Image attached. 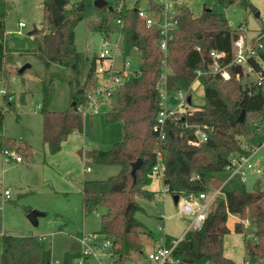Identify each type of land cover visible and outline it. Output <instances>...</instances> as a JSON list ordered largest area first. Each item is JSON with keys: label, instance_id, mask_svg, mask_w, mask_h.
I'll return each instance as SVG.
<instances>
[{"label": "trees", "instance_id": "1", "mask_svg": "<svg viewBox=\"0 0 264 264\" xmlns=\"http://www.w3.org/2000/svg\"><path fill=\"white\" fill-rule=\"evenodd\" d=\"M124 1V0H123ZM69 0H43L42 27L30 33L33 37V55L45 64L56 62L74 70V79L69 80L70 99L66 110L48 108L54 93L53 80H43L40 113L42 116V138L51 153L60 150L61 143L72 132H82L84 116L79 107L85 104L90 87L97 85V58L88 61L82 83L79 81L81 54L74 43V28L84 14L85 3L80 0L74 9H68ZM139 0L133 6L122 5L117 15L115 7L105 6V18L100 20L98 30L109 31V22L118 16L123 21L124 54L136 48L140 53V64L122 83L112 88L108 97L107 121H121L124 135L109 149H91L82 154L95 162L117 164L120 170L106 179H84L82 183V207L84 213L102 208L99 239L109 238L112 245L109 254L114 261L125 262L132 254L139 255L142 246L143 224L135 217L141 210L136 197L152 199L154 191L148 189L152 181V167L159 152L164 164L163 184L172 196L183 194H211L220 188L210 203L207 215L199 229L187 230L177 242L174 254L179 264H235L223 254L225 234L234 232L244 235V261L246 264H264V190H247L243 182L231 179L226 184L220 177L232 155L251 154L252 148L241 143L242 135H252L249 123L264 114V86L255 81L241 83L234 76L223 79L205 72L198 77L203 90L204 102L192 103L190 86L196 78V70H207L212 62V49L225 51L226 61L232 58V40L236 29L227 18L213 10H204L193 16L185 5L181 7L179 24L171 34L167 85L171 89L188 90L185 111L164 124L165 136L159 139L155 129L156 117L161 109V98L157 86L162 72V54L157 46L159 36L156 27H147L137 15ZM241 2L252 11L255 7L247 0ZM109 5V4H108ZM117 6V4L115 5ZM146 10L160 9L156 0H146ZM11 9L10 0H0V77L6 82L10 69L6 62L13 59V52L4 40V20ZM140 25V27H138ZM254 70L264 65V52L259 59H249ZM74 65V67H73ZM234 68L230 71L234 73ZM19 72V70H18ZM23 72V71H22ZM19 72V73H22ZM2 74V75H1ZM4 105H10L6 101ZM244 110L243 119H238ZM3 107L0 109V131H3ZM206 134V140L193 144L196 130ZM11 150L30 157V147L21 141L0 135V152ZM22 158V156H21ZM140 159L134 176L133 163ZM23 160V158H22ZM215 202L214 208L211 205ZM248 214V215H247ZM237 215L239 220L230 228L228 220ZM255 227L249 233L244 222ZM252 230V229H251ZM252 234V237H249ZM0 264H46L51 263V250L44 247V237L38 235L2 234ZM173 237L165 236L171 244ZM78 250L66 256L63 264H71V258L80 257Z\"/></svg>", "mask_w": 264, "mask_h": 264}, {"label": "rangeland", "instance_id": "2", "mask_svg": "<svg viewBox=\"0 0 264 264\" xmlns=\"http://www.w3.org/2000/svg\"><path fill=\"white\" fill-rule=\"evenodd\" d=\"M79 1L69 0L67 8L74 9ZM106 1L116 7V4L133 6L137 0ZM145 1L139 0V6L142 7ZM247 1L255 7V12L258 11L260 16H264V0ZM42 2L43 0H10L11 9L4 20V40L7 47L13 51L24 52L22 54L13 52L12 62L7 61L5 65V68L10 69L7 81L0 77V109L4 107L3 135L8 139L26 143L30 147L31 155L27 158L23 153H17L22 156L23 161L16 162L7 153L0 152V196L4 189L10 191V197L0 202V236L2 233L43 236L44 247L51 250L50 264H63L67 255L78 250L75 239L77 235H85L86 240L90 241L88 235L101 230L103 209L90 213L83 212L81 192L83 180L106 179L116 175L120 170L117 164L95 162L82 152L91 149L107 150L115 142L122 140L124 131L121 121L106 120L105 112L108 105L103 101L96 108L86 107L83 111V131L69 134L61 143L59 151L51 153L44 144L40 113L42 82L53 80L54 93L48 108L56 111L66 110L71 103L68 81L74 79V70L56 62L45 66L38 56L29 52L33 48L31 31L42 27L44 17ZM84 3V14L74 28L75 47L81 54L79 63L81 83L88 61L97 58L105 37V33L98 30L100 20L105 18V8H97L94 0H84ZM182 3L190 9L193 16L201 15L206 9L221 13L232 28L246 27L249 36L257 34L258 31L252 33L256 25H263L255 17V12L241 2L182 0ZM21 22L23 26L20 25ZM108 29L107 37L112 47L111 58L97 59L95 73L97 85L90 87L87 93L94 91L96 87L102 90L115 87L116 83L110 80L108 70L120 74L119 71L124 69L125 63L128 62L126 70H134L140 64V53L136 48L124 54V35L115 19L109 22ZM25 63H29L30 67L19 73V67ZM249 77L252 78V75ZM249 77H244L240 82L249 81ZM161 89L163 91V86ZM4 90L7 91L6 97L11 96L8 106L4 105ZM190 91L192 103L204 102L199 81L194 82ZM177 92V89L168 88L162 101L164 107L167 109L178 107ZM249 127L253 134L242 135L240 139L242 144L253 149L252 162L257 173L249 175L244 185L247 190L256 188L264 190V114H259L258 119L250 121ZM226 176L225 172L220 173L221 178L225 179ZM154 180L155 177L152 175L153 186ZM225 186L228 187L227 184ZM155 188V196L152 199L136 197L141 210L136 212L135 217L145 228V233L141 235L142 246L138 252L140 257L133 253L131 259L121 263L114 261L108 249L96 246L94 248L96 256H90L88 264H136L135 261L143 263L147 260L146 253L157 243H162L165 236H173L175 239L183 236L193 215L188 217L179 214V203L173 200L172 195L160 193L161 189H158L156 184ZM214 206L215 202L210 209L212 210ZM32 209L45 213L38 217L37 225H33L26 216ZM238 220L237 215H231L228 226L231 228ZM244 226L249 233L255 229L247 220ZM249 237H252V234H249ZM243 238V234L234 232L225 234L223 238V254L235 264H246ZM0 248L2 249L1 241ZM82 249L83 246L81 251ZM79 260L80 257L75 255L71 258V264H77Z\"/></svg>", "mask_w": 264, "mask_h": 264}, {"label": "built area", "instance_id": "3", "mask_svg": "<svg viewBox=\"0 0 264 264\" xmlns=\"http://www.w3.org/2000/svg\"><path fill=\"white\" fill-rule=\"evenodd\" d=\"M160 9L149 12L146 10V1L145 4L137 10L138 17L143 20L147 27H156L158 29V39L157 46L159 51L162 54L161 67L162 72L158 80L157 86L161 98V109L157 113L155 129L158 132L159 139H163L165 136L164 124L167 119H175L180 113L185 111L186 102L188 98V90L178 89L177 98H178V107L176 109H167L164 107L162 101L165 98L166 92L168 90L167 85V75H168V64L166 57L169 53V40L171 39V34L174 29L178 27L179 16L181 12V7L185 6L182 3V0H156ZM122 5H117L115 7L117 15L122 11ZM259 20L263 25L259 28L256 35L249 36L248 30L244 26H239L236 29V36L232 40V58L229 61H226L225 51H219L212 49L210 51V56L212 62L209 65L207 70H196V78L192 82L190 88L195 81H199L198 77L205 73L210 72L212 74L218 75V77L223 79H229L231 76H234L236 80L241 81L244 77H249L252 75V78L249 77V81H255L258 85L264 86V65L261 66L257 71L254 70L252 64L249 63V59H259L260 53L264 52V16H258ZM119 27L123 26V21L118 16L115 19ZM21 26L24 24L21 22ZM121 34V33H120ZM102 49L98 53L97 59H103L110 57L112 47L110 46V40L108 37L103 38ZM18 63V62H17ZM128 62L124 64V69L120 70V74L114 73L111 70H108L109 78L116 85L122 83L125 79L128 78V75L134 70H126ZM241 66V72L235 71V66ZM234 68V73L230 71V68ZM107 72V70H103ZM248 82V81H247ZM115 85V86H116ZM163 86V91L161 89ZM112 91V88H105L104 90L96 89L92 92L87 93V100L85 104L79 107V111L83 114V111L89 107H97L103 101L108 100V97ZM7 91L4 90L3 95ZM11 96L6 97V101L9 102ZM10 103V102H9ZM4 110V107H3ZM196 140L193 141V144H198L201 141L206 140V134L198 128L196 130ZM0 135H3V131H0ZM264 148V145H263ZM253 151V149H252ZM4 153H7L9 157L14 158L16 161H21L22 158L20 155H17L16 152L11 150H4ZM252 153V152H251ZM254 167L251 160V154L248 155H232L229 158L228 163L225 166V173L227 176L224 179L226 184L231 179H237L240 182H244L247 176V172ZM163 170L164 164L162 161V156L159 152L156 154V161L152 167V175L160 180L163 184ZM161 193H168V186L162 185ZM220 188L215 189L211 194L205 192H200L198 194H188L191 198L185 200H178L179 203V214L185 216H192L187 227L184 230V233L190 229H199L207 215V212L210 207V203L214 196L220 193ZM1 194V193H0ZM10 197V191L4 189L2 196H0V202L2 199H8ZM183 233V235H184ZM90 241L86 240L85 235H79L75 237L76 241L80 245V260L77 264H88V258L90 256H96L95 247L100 246L101 249H109L112 245V241L109 238L99 239L98 233H92L88 235ZM183 237V236H182ZM173 239L172 243L167 245L164 241L162 243H157L151 250L146 253L147 259L150 261V264H179L180 259L175 256L174 248L177 242L182 238ZM83 249L81 251V247ZM58 264V263H56ZM201 264H210V262H203Z\"/></svg>", "mask_w": 264, "mask_h": 264}, {"label": "water", "instance_id": "4", "mask_svg": "<svg viewBox=\"0 0 264 264\" xmlns=\"http://www.w3.org/2000/svg\"><path fill=\"white\" fill-rule=\"evenodd\" d=\"M94 5L97 7V8H103V7H105V6H108V9H113V6H111V5H108V2L106 1V0H94ZM207 10H209V9H207ZM255 16L256 17H258L259 16V12L258 11H256L255 12ZM36 30V28H34L32 31L34 32ZM31 31V32H32ZM28 67H30V64L29 63H25V64H23L21 67H19V72H22V71H24L26 68H28ZM73 67H74V65H73ZM235 71L236 72H241V66H239V65H237V66H235ZM189 98L190 97H188V100H189ZM71 105H75V101H72L71 102ZM243 116H244V110H242L241 111V113H240V115H239V117H238V119H240V120H242L243 119ZM140 159H137L134 163H133V168H132V171H131V173H132V175L134 176V172H135V169H136V167L138 166V164L140 163ZM172 198H173V200L177 203V201H178V199H179V196L178 195H174V196H172ZM43 215H45V213L44 212H41V211H39V210H35V209H32V210H30V211H28V213L26 214V216H27V218L29 219V221L33 224V225H37V223H38V217L39 216H43ZM46 264H50L49 262L48 263H46Z\"/></svg>", "mask_w": 264, "mask_h": 264}, {"label": "crops", "instance_id": "5", "mask_svg": "<svg viewBox=\"0 0 264 264\" xmlns=\"http://www.w3.org/2000/svg\"><path fill=\"white\" fill-rule=\"evenodd\" d=\"M256 17V16H255ZM258 19H259V17H257ZM261 26L260 25H256V27L255 28H253V30H252V33H254L255 31L257 32L258 30H259V28H260ZM14 159V158H13ZM15 160V159H14ZM251 160H252V153H251ZM16 161V160H15ZM23 160H21V161H16V162H22ZM253 165H254V162H253ZM258 171V170H257ZM254 172H256V170H255V166L252 168V169H250L248 172H247V176H246V179L248 178V176L249 175H251V174H254ZM257 173V172H256ZM246 179H245V181H246ZM155 184L157 185V188L158 189H161V187H162V182L160 181V180H158V179H156L155 178ZM245 181L243 182V183H245ZM155 184H154V186L152 185V183L151 184H149L148 185V189H150V190H152V191H154V193L156 192V188H155ZM161 193V192H160ZM183 196V197H182ZM181 197L183 198L182 200H185V199H188V198H191L188 194H183V195H181L180 197H179V199L178 200H180L181 199ZM177 203H178V201H177ZM3 234V233H2ZM2 234H1V236H2ZM0 236V241H1V247H2V237ZM77 236H79V235H77ZM76 236V237H77ZM170 237H173V236H170ZM174 238V237H173ZM175 239V238H174ZM1 249V248H0ZM1 251H2V249H1ZM0 254H1V252H0ZM139 257H140V255H138ZM137 256V257H138ZM146 256V255H145ZM146 259H147V257H146ZM148 260V259H147ZM147 260L146 261H143V263H140V261H135L136 262V264H150V261L148 260V262H147Z\"/></svg>", "mask_w": 264, "mask_h": 264}]
</instances>
